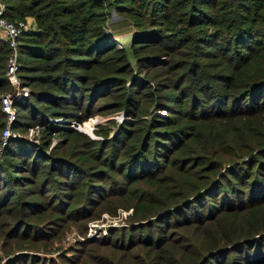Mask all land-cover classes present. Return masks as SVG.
Wrapping results in <instances>:
<instances>
[{"label": "trees", "instance_id": "obj_1", "mask_svg": "<svg viewBox=\"0 0 264 264\" xmlns=\"http://www.w3.org/2000/svg\"><path fill=\"white\" fill-rule=\"evenodd\" d=\"M5 2L34 25L18 37L29 94L3 144L0 107V227L15 236L47 209L51 222L84 216L109 191L132 207L110 244L143 251L134 264H264V0ZM111 7L137 30L134 64L106 36ZM7 51L0 38V95ZM114 110L124 119L110 137L68 125ZM48 189L66 200L39 199Z\"/></svg>", "mask_w": 264, "mask_h": 264}, {"label": "rangeland", "instance_id": "obj_2", "mask_svg": "<svg viewBox=\"0 0 264 264\" xmlns=\"http://www.w3.org/2000/svg\"><path fill=\"white\" fill-rule=\"evenodd\" d=\"M17 19H22L26 23L30 19L28 25H31V23L34 25L33 18L30 15ZM104 30L108 40L124 46L128 60L134 64L135 58L130 51L129 40L137 30L131 19L111 7L105 21ZM27 87L30 89L29 85ZM16 116L17 111L14 119ZM122 119H124L123 110L93 112L78 121L80 126L77 129L90 138L110 137L115 133ZM54 135L51 139L52 144L65 139L66 142L62 148H66L67 152L75 149L72 139L69 140L66 136L59 139ZM38 136L39 132L37 138ZM76 147L80 149L78 146ZM95 165L98 166V163L92 160L90 167L95 168ZM112 173L114 177H118V173ZM92 174L93 172L89 178L92 183L101 182L98 177L92 176ZM110 180L105 178L103 181L105 187L109 185ZM52 192L51 189H48L46 191L48 194L39 195V199H49L50 201L53 199L55 201V195H57V199L66 200L65 196ZM102 195L104 198L94 194L92 196V198L95 197L94 200L85 204V208L89 209V212L84 216L67 217L51 222L49 209L44 212L41 211L33 217L30 216L29 219H25V224L21 223L20 228L17 229L16 226L15 236H11L12 232L8 233L10 227L2 223L3 226L0 227V264H134L138 262L142 255L146 259L143 251H138L135 248L136 246L129 250L121 246H111V239H113L114 234H117V230L123 227L124 233L127 234V226L133 219L132 207L121 206L122 199L115 194H110L109 191ZM35 197H38V195H35ZM35 217L40 218V220ZM0 218L8 220L10 216L1 214ZM32 223L37 225L33 226ZM23 224L24 227H22ZM25 227L28 233L21 234L20 232ZM112 230H115V232L111 233ZM32 232H35L36 235L34 240L30 239L29 233ZM103 237L107 238L104 239Z\"/></svg>", "mask_w": 264, "mask_h": 264}, {"label": "built area", "instance_id": "obj_3", "mask_svg": "<svg viewBox=\"0 0 264 264\" xmlns=\"http://www.w3.org/2000/svg\"><path fill=\"white\" fill-rule=\"evenodd\" d=\"M6 2L0 0V31L3 38L7 42L8 51L5 64V76L8 81V89L0 95V107L5 114V125L2 128L1 144L4 143L5 137L9 134V124L14 120L16 113V101L28 96L29 89L27 84L22 83L18 73L19 61V35L22 30L28 27L27 23L22 19H9L5 16ZM59 120V118H56ZM69 125L78 128L79 122L75 120H68ZM39 126L37 124L27 127L25 134L29 138L37 139Z\"/></svg>", "mask_w": 264, "mask_h": 264}, {"label": "crops", "instance_id": "obj_4", "mask_svg": "<svg viewBox=\"0 0 264 264\" xmlns=\"http://www.w3.org/2000/svg\"><path fill=\"white\" fill-rule=\"evenodd\" d=\"M27 22H28L27 25L30 24V19H28ZM32 26H33L32 23H31V25H28V27H32ZM0 38H3L1 31H0Z\"/></svg>", "mask_w": 264, "mask_h": 264}, {"label": "bare ground", "instance_id": "obj_5", "mask_svg": "<svg viewBox=\"0 0 264 264\" xmlns=\"http://www.w3.org/2000/svg\"><path fill=\"white\" fill-rule=\"evenodd\" d=\"M83 127V126H82Z\"/></svg>", "mask_w": 264, "mask_h": 264}]
</instances>
